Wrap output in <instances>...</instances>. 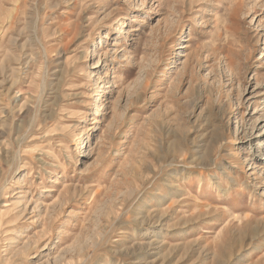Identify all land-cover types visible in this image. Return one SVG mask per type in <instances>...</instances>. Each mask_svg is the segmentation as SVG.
Masks as SVG:
<instances>
[{"label": "rangeland", "instance_id": "1", "mask_svg": "<svg viewBox=\"0 0 264 264\" xmlns=\"http://www.w3.org/2000/svg\"><path fill=\"white\" fill-rule=\"evenodd\" d=\"M0 264H264V0H0Z\"/></svg>", "mask_w": 264, "mask_h": 264}]
</instances>
